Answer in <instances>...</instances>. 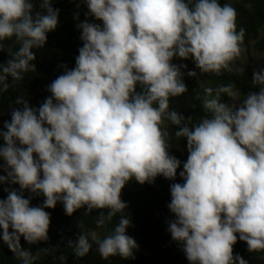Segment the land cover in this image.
I'll list each match as a JSON object with an SVG mask.
<instances>
[{"label": "clouds", "instance_id": "clouds-1", "mask_svg": "<svg viewBox=\"0 0 264 264\" xmlns=\"http://www.w3.org/2000/svg\"><path fill=\"white\" fill-rule=\"evenodd\" d=\"M101 24H78L81 30L75 67L49 86L50 96L38 107L17 97L19 107L0 131V159L7 176L0 200V240L23 264H32L29 244L48 239L50 214L63 204L66 215L86 208L107 209L111 220L127 209L121 191L133 179L153 183L158 176L175 180L181 161L170 155L164 121L186 138L187 160L170 185L167 205L175 219L168 225L189 264H247L233 255V245L246 242L249 252L264 250V69L253 74L259 91L242 102L226 104L236 94L221 87L205 89L203 109L210 117L198 124L169 110V100L187 88L173 58L192 59L202 73L232 71L241 54L244 29L237 31L236 10L219 0H84ZM0 0V42L15 37L20 47L0 65V85L7 77L22 79L58 26L59 10L42 0ZM4 50L0 44V51ZM195 76V72H189ZM137 87L141 89L137 92ZM187 121V122H185ZM28 190L43 195L41 206L24 198ZM105 222L101 212L98 226ZM131 221L121 216L110 235L97 240L103 259L134 258L136 241L126 234ZM11 229V231H9ZM71 244V243H70ZM75 255L91 249L86 235L76 241Z\"/></svg>", "mask_w": 264, "mask_h": 264}, {"label": "trees", "instance_id": "trees-1", "mask_svg": "<svg viewBox=\"0 0 264 264\" xmlns=\"http://www.w3.org/2000/svg\"><path fill=\"white\" fill-rule=\"evenodd\" d=\"M33 11H42L39 5L42 0H32ZM52 7L59 10L57 28L47 34V42L42 49H33L35 60L30 62L34 67L22 72V79L13 80L10 76L4 81L7 90H0V131H5L4 123L10 122L11 111L19 107L15 103L17 97L23 96L30 106L38 108L51 94L48 86L66 69L75 67V58L79 48L83 46L80 40L81 30L78 24H101L91 15H86L88 9L84 0H51ZM194 2V0H193ZM221 6L229 4L235 8L237 31L243 28L245 35L241 49L249 53L264 54V0H219ZM4 50L0 51V65L5 64L20 47L15 37L0 42ZM172 63L189 67L201 76L199 84L193 76L182 74V80L187 88L183 95L169 100V110L181 113L185 120L191 119L192 124H198L210 113L203 109L206 98L205 89L211 88L213 95L217 89L228 87L243 101L249 91H259L253 84V72L242 66L237 60L232 65V71L223 70L220 74L202 73L192 59L181 60L173 58ZM2 75V73H0ZM2 89V85H0ZM141 89L137 87V92ZM222 103L229 104L227 94L220 95ZM187 122V121H185ZM162 130L167 133L166 139L171 145L170 155L181 161L175 180H167L158 176L151 184L143 185L134 179L127 183L121 191V200L127 204V209L118 213L111 220L106 218L107 209L87 212L86 208L75 211L71 216L64 212L63 204L58 202L54 209H45L50 214L48 239L35 244L27 243L20 238V246L30 252L32 264H189L181 245L174 241L168 231V225L175 219L167 205L170 203V185L183 183L179 176L186 162V138H177L178 128L165 120ZM4 145L0 137V146ZM0 176H7L4 171V161L0 159ZM5 189L20 191L19 185L11 183L0 184V200L7 198ZM23 196L30 200V205L38 207L43 204V195H34L24 190ZM101 212L105 213V222L98 226ZM121 216L131 221L126 234L133 238L139 248L147 250L150 257L134 251V258L122 259L119 256L103 259L97 251V245L90 235L95 233L97 240L110 235L118 224ZM11 231V229H9ZM86 235L91 243V249L83 257L75 255V243L81 235ZM71 243V244H70ZM233 255H239L247 264H264V250L249 252L246 242L240 241L233 245ZM0 264H23V261L0 240Z\"/></svg>", "mask_w": 264, "mask_h": 264}, {"label": "rangeland", "instance_id": "rangeland-1", "mask_svg": "<svg viewBox=\"0 0 264 264\" xmlns=\"http://www.w3.org/2000/svg\"><path fill=\"white\" fill-rule=\"evenodd\" d=\"M237 61L244 67H247L248 69H250L253 73L255 72H259L261 71L262 69H264V54H256L252 51H250L249 53L245 52L243 49H241V54L239 56V58L237 59ZM177 66H181L182 64H177ZM180 71L182 74H188L189 72H195L196 75L193 76L196 81L199 83V84H202V81H201V76L198 72H196L195 70L189 68V67H180ZM236 94V93H235ZM231 104H239V101H238V97L236 95V99L235 100H232L231 98H229V105ZM95 234V233H93ZM92 234V235H93ZM90 235V237L92 236ZM95 237H98L97 235H95ZM134 251H137L138 253L146 256V257H150V254L147 252V250L145 249H142V248H139L137 250H134Z\"/></svg>", "mask_w": 264, "mask_h": 264}]
</instances>
